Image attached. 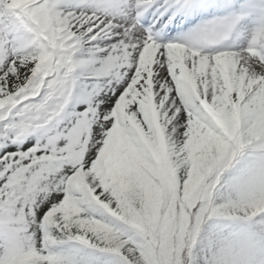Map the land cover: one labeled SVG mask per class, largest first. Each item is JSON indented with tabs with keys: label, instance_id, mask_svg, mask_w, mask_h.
I'll return each instance as SVG.
<instances>
[{
	"label": "rangeland",
	"instance_id": "rangeland-1",
	"mask_svg": "<svg viewBox=\"0 0 264 264\" xmlns=\"http://www.w3.org/2000/svg\"><path fill=\"white\" fill-rule=\"evenodd\" d=\"M32 1L35 0H25L24 3L27 5ZM102 3L105 5L103 12L106 14L108 23L113 28L117 27L122 30L113 33L114 41L119 40V34H130L133 30L131 11H128L127 5L124 4H129V0H117L114 1L115 4H106L105 1H102ZM75 4L81 7L80 0H75ZM48 8L47 15L49 14L48 17L54 27V39H56L60 36L56 25L58 23L57 17L50 10V5H48ZM30 27L32 28V26ZM4 28L6 26L0 27V109L3 108L4 104H14L24 98L22 92L9 93V90L11 91V88L15 85L14 81L18 82V78H20L18 76L19 71L13 70V62L19 60L27 62L25 58H32L41 51V45L31 30H19L15 35L10 36L9 43H7L4 32H1ZM34 32L36 35L38 34L36 30ZM56 45L58 49H63L68 46V43L61 44L57 40ZM13 52L16 55H13ZM90 57L91 53H88L85 58L80 59V63L88 61V64L93 66L89 61ZM117 57L122 58V55ZM59 58L68 77L67 90L75 97L74 103L69 101L63 107V111L69 110L67 114L73 117L76 112L77 115L79 114V109L88 107L90 112L80 115L87 123L84 124V127L82 126L80 134L71 135L65 129L64 133H61L53 141H49L44 135H39L36 141L40 140L42 145L46 146L45 152L50 150L58 154L64 150H76L85 146L87 161L84 169L69 184H66L64 189L66 195L74 193L82 195L84 199L95 200L97 182L106 179L110 174V164L116 161L121 149L125 147L140 148L144 145V138L140 134L139 127L143 133V129L147 130L150 125L152 126V120L155 119V116L147 113V104H139L142 98L146 96L144 93H139V96L136 97L133 94L134 89L129 88L128 90V86L134 77L133 73L129 74L127 69L120 70L125 62L121 64V61L118 58L116 59L117 69L109 74L106 82L86 83L76 80L74 73L69 69V58L66 52H61ZM77 62L79 63V58ZM6 74L10 77H7ZM128 77L130 78L129 81H127ZM158 82L164 84L165 80L159 78ZM122 91L127 93L118 102ZM132 96L133 101H128V108L125 109L123 106L125 101L127 99L132 100ZM180 98L176 97V94L175 97L172 96L171 93L166 96V99H168L166 102L167 107H169L168 110L165 109L167 116L162 118L159 125L158 121H155V132L150 138L151 147L148 149L168 188L175 187L168 176L169 155L175 151L184 157L186 152L197 151L203 147H208L211 150L218 146L223 147L226 144L234 146L238 143L239 136L246 134L247 131L250 139L260 141L256 148L264 149V101L257 102L256 98V103L253 105L247 103L248 99L241 103L242 95L235 94L233 96L229 94V88H227L226 93L221 90L218 97L213 100L214 107L212 111L215 115L212 113L207 118L208 115L203 114L202 110L199 109L196 104L198 101L194 97H188L185 92H182ZM182 99L185 100L187 109H181ZM117 103L119 106H117ZM227 105L230 110H236V113H233L232 116L225 112ZM57 121H61V119L57 117ZM68 123L67 119L64 118V128L68 127ZM60 131H63V127L60 128ZM209 137L211 140L208 139ZM104 149V156L100 158L96 152ZM41 161L46 160L42 158ZM54 162L57 164L59 160H54ZM244 166V161L237 160L234 165L230 166V169L244 175L245 172L242 171ZM67 168L68 165H64L55 172L51 170L49 179L45 183V188L41 191L37 202L26 208L25 214L14 217L13 223L7 225V228H0V264H18V261L9 252V238L14 239L20 247L38 246L39 243L47 246V243H54L55 238L52 233H41L39 217L41 210L44 209L52 195L60 191L59 180L61 174L66 173ZM182 185L183 182L180 181L176 184L178 187ZM262 198L264 206V197ZM96 203L90 213L88 223L74 236V240L53 244L58 252L78 253L79 246L89 245V239L94 232H102L121 223L120 213L111 208L109 201H98ZM210 206L213 209L214 218L204 224L197 232L185 264H219L220 262L264 264V239L253 235L249 229L252 226L264 227V210L253 215L249 222L245 223L242 218L249 215L251 211L239 198V195L229 188L221 189L220 195L212 199ZM62 209L63 205L58 204L54 213H58ZM223 215L226 217L223 218ZM229 220H237L236 225L241 224L238 229L242 231L237 235L236 233L232 234L229 230L227 234L230 238L228 236L224 238L218 232V226L221 225L222 221ZM233 235H237L236 239ZM244 238L247 239V244L244 245L243 249H240L238 242L243 241ZM231 239L232 241L229 242ZM201 241L207 244L206 248H209L210 245L216 248L210 249L211 253L213 250L222 251L227 253V256L219 258L209 256L208 258V255L204 254L203 257L205 258L200 260L197 248ZM233 261L236 262L233 263Z\"/></svg>",
	"mask_w": 264,
	"mask_h": 264
},
{
	"label": "trees",
	"instance_id": "trees-1",
	"mask_svg": "<svg viewBox=\"0 0 264 264\" xmlns=\"http://www.w3.org/2000/svg\"><path fill=\"white\" fill-rule=\"evenodd\" d=\"M179 158H176L175 170L183 175L191 171L193 182L190 184L196 186V191L192 189L185 197L180 196V192L151 193L146 197L143 192L149 187H153L155 192L159 191L156 182L142 186L152 178L151 163L141 155H128L100 191L104 197L114 196L112 200L116 199L120 204L127 203L129 212H126L128 214L125 218L128 226L99 241L104 252L91 254L83 250L79 259H73L46 251L36 258L23 260L22 264H184L192 238L207 207V196L204 195L216 171L212 172L211 159L204 155H194L188 163L192 170L186 165L187 161ZM21 178L23 174H19ZM37 184L38 179L32 174L26 180L22 179L21 185L24 187L11 200L9 210H15L17 204L30 200L34 191H29V188L34 189ZM85 218L80 210L74 214L70 211L55 220L56 228L61 231L64 223L74 220L83 222Z\"/></svg>",
	"mask_w": 264,
	"mask_h": 264
},
{
	"label": "bare ground",
	"instance_id": "bare-ground-1",
	"mask_svg": "<svg viewBox=\"0 0 264 264\" xmlns=\"http://www.w3.org/2000/svg\"><path fill=\"white\" fill-rule=\"evenodd\" d=\"M259 2V1H257ZM150 3H152V8L157 7V6H161L165 3V0H152ZM256 6H259L258 4H256ZM8 9V8H7ZM12 8L10 9L11 12ZM76 14L75 17H72V19L69 21V24L67 25V27L70 29V31H72L77 25H80L81 28L77 29L76 32L74 33V37H68L67 35H64V39L65 40H69L71 41L70 44L72 45V48L70 50H75V51H81V52H88L90 53L91 51L94 50L95 45L99 44L100 42L103 41H109L110 39H112L111 33H108V28L106 27V22L105 19L103 18L102 15L97 14V13H92V12H84V14H79L77 12V10H74L73 13L70 15H74ZM262 14V12H261ZM258 16V15H257ZM62 27H66V25H63ZM77 37V38H76ZM130 39L131 37L129 35H124L120 38L119 41H122L123 39ZM76 39H78L76 41ZM119 41L115 42L112 46L115 48L117 46L116 43H119ZM74 42V43H73ZM260 44H263L262 47L258 50L257 48L259 47ZM250 48V49H249ZM249 53H246L245 51L242 50V52H237L234 54H230L229 58L232 61V63L234 64L233 68H231L230 66H228L227 68L229 70H224L227 71V76H237V77H244V81H242L244 83L243 87L241 88L242 90H246L248 89L249 92H251V94H253V92L256 91V82L258 81V79L260 77H262L263 73V63H261L259 61V56L264 53V30H260L258 32H256L255 34H253V39L249 42ZM106 51H102L101 53L105 55ZM249 54V55H248ZM91 57L92 60L91 62H97V57H102L99 54L95 53H91ZM148 59L147 56H142V60L146 61ZM246 60V62H243V60ZM168 57L164 56L162 59V62L167 61ZM103 61L106 62V58L105 56H103ZM103 62V63H104ZM98 65V64H97ZM96 67V66H95ZM109 67V70L112 69L111 66H107ZM164 70H166V68H164ZM104 73V72H102ZM76 74L79 75L81 74V78H87L89 75V69L86 67H82L81 70L76 71ZM98 73L96 75L91 76V79H99V80H103L104 76L103 74ZM246 76L248 77V79L246 78ZM204 78V76H203ZM88 79V78H87ZM147 84H149V81H146ZM171 88V85H169V89ZM158 92H160V90H158ZM167 92L169 93V90L167 89ZM259 91H256V94H258ZM205 93L208 94L209 96L214 95V92L212 90V86L211 83L208 82L207 80V87L205 89ZM254 97V95H253ZM252 97V99H253ZM166 98V97H165ZM214 97H209L206 99V103H209L210 101L213 100ZM264 101V95H262V97ZM251 99V100H252ZM130 101V99H128L127 101H125L124 103V107L125 109L128 108L127 107V102ZM249 104L250 101H248ZM257 102H258V98H257ZM162 107L159 109L158 114H161L164 112V110H168L169 107H167V103L166 100H162ZM122 106V107H123ZM186 106L184 103L181 104V108L184 109ZM234 225V222H229L227 224H223L221 226L218 227H226V226H232ZM216 241H218V239H216ZM199 247L197 248V251L200 255V260L205 258L203 257L204 254L209 256H215L216 258L219 257H226L227 253H224L222 251H215L213 250V252H210V249L214 248L216 249L214 246L210 245L209 248H206L207 244L203 243V241H201L199 243ZM217 261V259H216ZM236 261H234L235 263ZM219 264H232V263H226V262H220Z\"/></svg>",
	"mask_w": 264,
	"mask_h": 264
}]
</instances>
